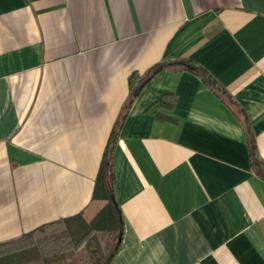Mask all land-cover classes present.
I'll list each match as a JSON object with an SVG mask.
<instances>
[{"label":"crops","instance_id":"0c3cea01","mask_svg":"<svg viewBox=\"0 0 264 264\" xmlns=\"http://www.w3.org/2000/svg\"><path fill=\"white\" fill-rule=\"evenodd\" d=\"M182 58L241 112L185 68L130 96L131 73ZM111 140L109 264H264V0H0V243L93 218Z\"/></svg>","mask_w":264,"mask_h":264},{"label":"trees","instance_id":"16d2710c","mask_svg":"<svg viewBox=\"0 0 264 264\" xmlns=\"http://www.w3.org/2000/svg\"><path fill=\"white\" fill-rule=\"evenodd\" d=\"M191 65L192 67H189ZM189 69L212 85L222 100L237 112L239 106L231 94L202 64L191 59L159 62L145 74L129 75L130 96H136L144 84L168 68ZM116 133L113 130L112 136ZM253 167L264 176V161L252 141ZM115 148L111 142L103 155L95 179L93 199L104 202L97 214L88 219L82 212L44 223L19 237L0 243V264H109L118 253L124 231L121 206L116 198Z\"/></svg>","mask_w":264,"mask_h":264},{"label":"water","instance_id":"95a60500","mask_svg":"<svg viewBox=\"0 0 264 264\" xmlns=\"http://www.w3.org/2000/svg\"><path fill=\"white\" fill-rule=\"evenodd\" d=\"M189 67H192L191 65H188Z\"/></svg>","mask_w":264,"mask_h":264}]
</instances>
